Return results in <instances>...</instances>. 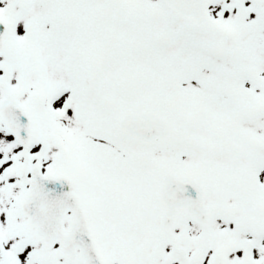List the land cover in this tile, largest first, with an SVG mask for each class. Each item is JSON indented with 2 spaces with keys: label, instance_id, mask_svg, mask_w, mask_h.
I'll use <instances>...</instances> for the list:
<instances>
[{
  "label": "snow or ice",
  "instance_id": "obj_1",
  "mask_svg": "<svg viewBox=\"0 0 264 264\" xmlns=\"http://www.w3.org/2000/svg\"><path fill=\"white\" fill-rule=\"evenodd\" d=\"M0 264H264V0H0Z\"/></svg>",
  "mask_w": 264,
  "mask_h": 264
}]
</instances>
